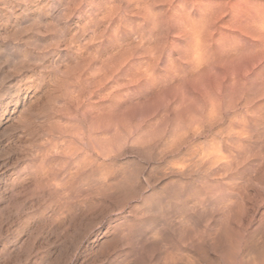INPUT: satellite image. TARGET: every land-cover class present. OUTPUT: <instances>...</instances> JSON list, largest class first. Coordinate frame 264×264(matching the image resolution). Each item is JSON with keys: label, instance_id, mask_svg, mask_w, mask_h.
Wrapping results in <instances>:
<instances>
[{"label": "rangeland", "instance_id": "obj_1", "mask_svg": "<svg viewBox=\"0 0 264 264\" xmlns=\"http://www.w3.org/2000/svg\"><path fill=\"white\" fill-rule=\"evenodd\" d=\"M11 52L18 60L4 62ZM0 64L1 93L21 86L7 121L16 127L0 148H14L15 156L20 146H34V178L60 180L79 155L98 174L146 165L158 193L179 180L170 168L190 167L184 183L196 187L202 178L218 189L206 194L211 203L219 195L245 206L248 230L264 222V0H0ZM128 130L155 150L152 157L130 147L96 161L86 156L88 140L121 141ZM66 150L76 158L62 160ZM122 211L104 213L98 226L121 223L128 207ZM17 226L3 237H16ZM36 237L44 243V234ZM213 253L209 264H223Z\"/></svg>", "mask_w": 264, "mask_h": 264}, {"label": "bare ground", "instance_id": "obj_2", "mask_svg": "<svg viewBox=\"0 0 264 264\" xmlns=\"http://www.w3.org/2000/svg\"><path fill=\"white\" fill-rule=\"evenodd\" d=\"M16 59L18 57L11 52L5 55L4 62L11 64ZM3 80L0 81V129L5 125L0 138L16 127L7 124L13 114V104L21 97V86L16 84L1 93L2 86L6 85ZM107 129L115 134V128ZM127 133L121 141L114 140L119 141L117 143L88 140L84 146L92 149L86 152L90 153L86 156L96 161L130 147L135 156L145 160L152 157L155 150L146 146L145 139L132 135L129 130ZM14 150L0 148L1 153L4 152L0 156V264H209L208 250L216 253L223 264H264V222H260L258 229L248 230L250 220L246 217L245 206L231 204L222 198L225 203L219 195H216L218 201L211 203V198L208 200L206 196L218 189L210 184L207 187L208 183L205 185L206 181L203 182L202 178L195 180L198 183L196 187L192 181L191 184L190 181L184 183L182 177H188L190 167L185 170L174 166L170 168L171 176L179 180L170 179L157 193L146 165L135 172L118 171L113 175L103 171L98 174L99 170L92 168L93 163L85 160V157L80 160L76 152L69 154L67 149L68 154L64 151L66 155L58 153L62 160L64 156L71 160L77 156L72 163L73 172L63 173L65 176L62 174L63 177L58 178L60 180H41L42 175L40 179L34 178L40 170L37 173V167L30 164L36 154L34 146H20L15 156L11 154ZM35 151L38 156L42 153ZM46 156H41L40 163L46 160ZM232 157L235 158V155ZM214 158L206 159L207 167L203 165L205 174L215 163ZM86 166L89 167L88 174L83 173ZM226 167L231 170L228 164H223L221 169ZM6 169L16 171L8 175ZM132 201L140 205L135 209L129 207ZM41 207L48 213L43 212L37 217L35 210ZM126 207L128 214L121 219V223L114 221L105 227L98 226L104 213L121 212ZM178 214L186 216V223L178 219ZM15 224L18 226L12 232L16 233V237L4 238L3 233H7ZM37 224H40V229L36 228ZM40 234H44V245L38 244L36 235ZM80 252L85 255L78 258Z\"/></svg>", "mask_w": 264, "mask_h": 264}]
</instances>
